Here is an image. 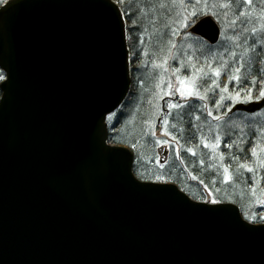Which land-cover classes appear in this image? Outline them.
I'll return each mask as SVG.
<instances>
[{
  "label": "water",
  "instance_id": "95a60500",
  "mask_svg": "<svg viewBox=\"0 0 264 264\" xmlns=\"http://www.w3.org/2000/svg\"><path fill=\"white\" fill-rule=\"evenodd\" d=\"M195 36L215 45L220 28ZM0 69V264H264V231L249 229L264 224L139 180L132 152L108 143L131 86L115 2L7 1Z\"/></svg>",
  "mask_w": 264,
  "mask_h": 264
},
{
  "label": "rangeland",
  "instance_id": "374dc122",
  "mask_svg": "<svg viewBox=\"0 0 264 264\" xmlns=\"http://www.w3.org/2000/svg\"><path fill=\"white\" fill-rule=\"evenodd\" d=\"M112 1L116 3L115 0ZM178 2L185 7L183 11L181 8L184 15L182 18L178 16ZM185 3L192 4L193 7L185 6ZM225 3L227 6H222ZM131 5L133 6L130 9L135 14L134 19L141 26L142 35L138 43L139 56L132 65L130 63V90L133 89L135 97L119 136L124 140L138 141L142 133V120L147 119L149 122L152 146L146 154L151 160L150 163L142 164L138 171L149 178L144 179L146 181L176 185L178 182L181 186L178 185L179 188L183 192L187 191L194 199H217L233 203L240 208L241 213L253 219L252 216L258 209L264 211V188L259 186L264 177V112L240 117L236 113L228 114L226 109H217L213 102L223 95L226 105L231 108L236 104H247L248 101L243 98L227 100V97L234 96L236 91L228 83L229 78L239 75L250 80L246 73L250 70L252 72V67L257 69L262 78L259 64L264 60V4L259 3V0H253L251 4L244 3V0H208L207 4L196 3V0H132ZM227 10H230L231 14H227ZM193 11H207L219 23L222 38L215 48L198 45L187 35L181 21L184 18L191 19ZM240 11H243L244 15L235 19L234 16ZM164 15H168L165 25L161 23L165 22L162 20ZM153 17H156V22H161L151 26ZM234 20L235 24L232 23ZM229 37L231 39H228ZM131 57L130 55V60ZM237 67H240L239 73L235 71ZM216 70L221 71L220 77L214 75ZM186 75L189 77L186 83L188 87H192L193 98H188L186 87L185 99L177 94L175 101L170 100L175 96L166 95L169 81L174 90L180 86L177 76L183 79ZM213 80L217 81L220 88L228 85L229 91L221 92L217 89L213 92L211 88H207ZM193 84L200 87L197 89ZM195 95H203L205 99H195ZM177 99L181 100L182 104H192L193 108L174 109L171 115L163 116L162 113L168 112L166 102H179ZM162 100L165 111L161 109ZM204 105L208 107L205 108ZM120 107L107 118V124L113 123L112 118L121 111ZM208 111L213 113L212 117L207 115ZM221 113H224L222 117ZM164 119L169 121L167 130L173 135L177 131L183 132L180 129L181 122L190 121L195 127L194 145L187 148L183 143L181 147L172 137L162 134L165 128ZM172 125L176 127L173 128ZM217 137L220 138L219 147L213 148L212 144L216 142ZM157 140L167 141V144L158 145ZM205 142L209 144L208 148L204 147ZM225 143L232 146L225 147ZM246 144L256 147L255 156L250 150H244ZM124 147L132 154L136 150ZM234 148L238 151L235 152L236 162L233 161L236 159L233 156ZM187 149H192L195 155ZM186 163L190 164V169L186 167ZM241 164L245 167H240ZM194 165L198 170L190 171ZM226 167L228 175L232 177L228 183L224 182ZM247 167H252L254 172L249 173ZM194 176L197 179H193ZM240 201H243V204Z\"/></svg>",
  "mask_w": 264,
  "mask_h": 264
},
{
  "label": "trees",
  "instance_id": "16d2710c",
  "mask_svg": "<svg viewBox=\"0 0 264 264\" xmlns=\"http://www.w3.org/2000/svg\"><path fill=\"white\" fill-rule=\"evenodd\" d=\"M6 1L7 0H0V6L2 4H4ZM115 1L119 5L120 10L124 16L125 29H126V33H127L128 50L130 52V55L132 56L130 63L132 65V63L135 62L137 60V57L139 56L137 53V50L140 47V45H138V43L140 40V36L142 35L141 26L134 19L135 14L130 9V7L133 6V5H131L132 0H124V1L123 0L122 1L121 0H115ZM119 2L121 4H119ZM181 4L179 6L180 14H178V16H180V18H182L181 16H184L182 11H183V9H185L184 4L183 5H181ZM126 6L129 9H126L127 8ZM185 6L193 7L192 4H188V3L187 4L185 3ZM181 8H182V11H181ZM241 12H243V11L236 13V15L234 16L235 19H237V16L238 17L241 16L240 15ZM227 14H231L230 10H227ZM232 15H233V13H232ZM167 17H168V15H166V16L164 15V18L162 20H165V22H161V21H159V22H161L162 24L164 23V25H165V23L167 21ZM155 18L156 17H153V19H151V26H154L155 24L159 23V22L155 21L156 20ZM187 35H189L190 39L192 41H194L196 44L203 45L207 48L209 47V49L213 48V47L207 45L205 42H203L199 38L193 37L189 33H187ZM262 57L264 58V51H263ZM252 68H253L252 72L250 70V71H247V73H246L249 75L250 80L256 78L257 76L260 77V75H258L259 73H257V69H255V67H252ZM259 68L261 69L260 74H261L262 78H264V60L262 61L261 64H259ZM243 74L244 73H242V76L244 77ZM0 75L4 76L2 71H0ZM1 81H2V79H0V83H1ZM257 87H259V85H257ZM132 91H133V89H132ZM132 91L130 90V93L128 94L126 101L123 103V105L121 107V111L118 113V115H116L112 118L113 123L111 125L109 124L110 128H109L108 143L114 144V145H121V146L124 145V146H128L131 148H135L136 150L133 151V154H134L133 173L135 174V176L138 179L146 181L149 178L146 175H141V173L138 171V169L140 168V166L142 164L150 163V160H151L150 157L146 154L147 151L150 152V149L152 146L150 143V128H149L150 125H149V122L147 121V119L142 120V128H141L142 133H141V137L138 141L124 140L119 136V134L123 128V123L125 122L126 116L128 114V110L131 108V105L133 103V99L135 97V92L132 93ZM252 95L254 97L258 96V92H253ZM0 96H1V91H0ZM121 117H123V120H121ZM180 129L183 131L182 133H180V131H177V133L175 135H173V136L178 138V140H179L178 144L181 147H182L183 143H184L185 147H187V148L192 147L195 143V137H194L195 135L193 133L194 129H195L194 125L191 124V122L187 120V121L181 122ZM251 147H253V146H251L250 144H246V145H244V150H246V151L250 150ZM232 150L234 153L233 156L236 158V159H233V161L235 160V162H236L237 161V154L235 152H238V151L235 148ZM151 158H153V156ZM143 159H145V161ZM144 179H146V180H144ZM177 184L179 185L178 182H177ZM259 186H261L262 189L264 188V177H262ZM240 202L243 204V201H240ZM242 215H243V218L245 220H247L251 223L262 224L261 222H254V221H259L261 217H264V211H262L261 209H258V211L255 213V215L252 216L253 219H251L248 215H245L244 213H242Z\"/></svg>",
  "mask_w": 264,
  "mask_h": 264
},
{
  "label": "snow or ice",
  "instance_id": "6c2138e0",
  "mask_svg": "<svg viewBox=\"0 0 264 264\" xmlns=\"http://www.w3.org/2000/svg\"><path fill=\"white\" fill-rule=\"evenodd\" d=\"M253 2V0H244V3L246 4H251ZM196 3H204L207 4L208 0H196ZM259 3L264 4V0H259ZM222 6H227V3L223 4ZM241 16L244 15L243 12L240 13ZM213 22V17L207 12V11H193L191 13V19H187L184 18L182 19L181 23L182 26L185 30H187L191 35L195 36L197 33L200 32V29L203 28L205 25L212 23ZM233 24L236 23V21H232ZM253 35H255V31H253ZM228 39H231L230 37ZM233 56H235V53L232 54ZM165 63H167L165 61ZM0 71H3V69H0ZM177 71H179V69H177ZM235 71L237 73L240 72V67L235 68ZM214 75L216 77H220L222 75L221 71L216 70ZM5 77L0 75V79H4ZM189 79V77L186 75L183 79L179 76H177V81L179 83V87L175 88L173 90L172 88V83L171 81H169L168 83V92L166 93V95L170 96V97H174L177 94L182 98L185 99V91L184 89L186 87H188L186 81ZM228 83L232 86L233 89H235V95H229L227 97V100H233V99H245L248 102H255V103H259V100L264 99V78H260L259 76H257L256 78L252 79V80H246L242 77H240L239 75L236 76H232L229 78ZM257 85H259V87H257ZM193 87H196L197 89L200 87L198 85L193 84ZM207 88H211L213 90V92H215L217 89H219L221 92H228V85H225L223 88H220L219 84L217 83L216 80H213L211 82V85H208ZM207 88L205 89V91L207 92ZM253 92H258V96H253ZM242 93H244V96L242 97ZM188 98H193V90L192 87H188ZM195 99H199V100H204L205 96L203 95H195L194 96ZM161 99H163V97H161ZM225 97L223 95L220 96V98L218 100H215L213 103L215 105V107L217 109H224L226 108L227 111H231L232 108L230 106H227L225 103ZM166 106L168 109L167 115H171L172 114V110L174 109H183V108H188V109H192L193 105L192 104H180L179 102H166ZM205 108H207V105H204ZM260 112H264V108L261 109H257L254 114H259ZM207 115L212 117L213 113L211 111L207 112ZM219 117H213V119H218ZM197 119H199V117H197ZM169 121L167 119L163 120V125L165 126L163 133L164 135L170 136L172 137L174 140H176L177 143H179V140L177 137L173 136V134L167 130V125H168ZM173 128H175V125H172ZM156 143L158 145L161 144H167V141H160L157 140ZM219 143H220V138L217 137L216 138V142L214 144H212L213 148H217L219 147ZM231 144L225 143V147H231ZM204 147L208 148L209 144L207 142L204 143ZM188 152H190L192 155H195V152L192 149H187ZM241 151H243V149H241ZM251 154L253 156L256 155V147L253 146L250 148ZM177 155H179V148L176 149ZM159 162V161H157ZM240 167L244 168L245 165L241 164ZM249 173H253L254 169L252 167H247L246 169ZM225 171V177H224V182L228 183L231 181L232 177L230 175H228V168L226 167L224 169ZM193 179H197L195 176L193 177ZM201 183H203V181H200ZM213 183H215V181H213ZM255 183V181H253V184ZM211 194V192H210ZM205 203H210L212 205H217L220 203V201H218L217 199H212L211 201H205ZM211 211H226L225 208H212L210 209ZM254 222H261L264 223V217H261L259 221H254ZM253 231H264V226L259 227V228H249Z\"/></svg>",
  "mask_w": 264,
  "mask_h": 264
},
{
  "label": "flooded vegetation",
  "instance_id": "af4514ba",
  "mask_svg": "<svg viewBox=\"0 0 264 264\" xmlns=\"http://www.w3.org/2000/svg\"><path fill=\"white\" fill-rule=\"evenodd\" d=\"M176 97H178V96H175L173 99H170V100H173V101H175V98ZM248 103H250V102H248ZM247 103V104H248ZM237 105H240V104H236V105H234L233 107H232V110L231 111H229V113L228 114H230V113H236V114H238L240 117H242V116H246V114L245 113H243L242 111H235L234 109H235V107L237 106ZM226 108H224V110H225ZM224 115V113H221V117ZM225 117V116H224ZM223 117V118H224ZM228 162V161H227ZM230 162V161H229ZM190 164H188V163H186V167L188 168V169H190V166H189ZM197 171L198 169L195 167V165H194V168H193V170H190V171ZM201 186V185H200ZM187 194H188V192L187 191H185Z\"/></svg>",
  "mask_w": 264,
  "mask_h": 264
}]
</instances>
